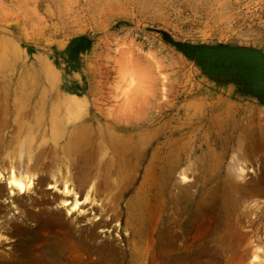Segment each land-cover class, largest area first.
<instances>
[{"label":"rangeland","instance_id":"1","mask_svg":"<svg viewBox=\"0 0 264 264\" xmlns=\"http://www.w3.org/2000/svg\"><path fill=\"white\" fill-rule=\"evenodd\" d=\"M0 120L67 201L5 196L0 264H264V0H0ZM56 129L114 173L64 194Z\"/></svg>","mask_w":264,"mask_h":264},{"label":"bare ground","instance_id":"2","mask_svg":"<svg viewBox=\"0 0 264 264\" xmlns=\"http://www.w3.org/2000/svg\"><path fill=\"white\" fill-rule=\"evenodd\" d=\"M248 60L250 62L254 63L256 66H259V64H261L260 59H258L256 57H248ZM28 109H29V107H28ZM18 110L20 111V109H18ZM4 111H6V109H4ZM4 114L10 115L9 112H5ZM66 114H68V113H66ZM6 115H4V116H6ZM114 127H116V126H114ZM55 128H56V126H55ZM6 131H8L10 133H13V132L14 133L10 137H8L5 133ZM36 132H43V131L40 128H38L36 130H32V129L28 128V126L16 127L15 122L14 123L13 122L7 123V122L0 120V177L1 176H2V178L5 177V179L7 180V183H8L7 184L8 186L4 187V188L1 187V185H0V202L4 201L3 198L5 196H10L8 198H12L11 202H13V205L16 206V209L20 208V205L16 204L17 202H25L26 206L32 205L33 202H53V203L67 202L66 200L61 199V196H56V197L49 196V194L46 193L45 186H49V189H52V188L57 187V186L54 185V187H52L50 185L49 176L41 174L40 170H38V169H37V173L35 171L37 164H45L46 159H48V157L44 156V155L42 157H39V156H41L42 152H38V151L41 148L51 146V144H49L47 141L38 142L39 140H42V139L38 138L35 135ZM93 132H94V130H93ZM65 136H68L69 140H62V141H64V144L60 145V147L56 151V154L58 156V158H57L58 162L55 164L56 167L52 171L53 180L51 181V182H54V184H57L59 182L63 183V185H64L63 193L64 194H69L70 192H72L69 189V187H67V184L70 181V178L67 177V175L71 174L72 170L74 171V168L77 172V176L84 172V175H86V176H84L85 181H89L90 179L97 177L98 174L101 172L102 165L103 164L105 165V162H107L106 164H108V166H109L108 168H106V171L108 170L109 174L114 173V170H115V168H114L115 162H113L114 156H112L111 158H108V159L105 158V155H101V157H99L100 154L93 152L92 151L93 149H91L86 144L81 145L80 148H78V149L75 148V146L78 142V137H74V132L67 133L66 131H63V130H57L56 133L54 134V137H53V141H54L53 144L55 145V147L60 144L59 140H61ZM136 136H138V135H136ZM133 141H135V140H133ZM86 143H88V142H86ZM122 148H123V146H122ZM75 151H78V155L79 154L82 155V157H81V160L83 162L81 164V166H83L82 170H80V166H79V164L81 163V160L79 157H77L76 160L79 159L80 161L77 162L75 160V162H74L75 166L73 167V169L71 167H69V165H68V163L71 161L72 156L74 155L72 152H75ZM87 151H89V154L92 155V163H86V161L84 160L83 155H85V153ZM110 152H112V151H110ZM97 154H98V157H97ZM108 154H109V152H108ZM110 154H112V153H110ZM18 165L21 168L18 167ZM63 166H66V169H67L66 175H65V173L63 174V170H62ZM119 167H120V165H119ZM5 172H6V174H8V177H6L4 175ZM2 178L0 180H2ZM109 182H111V181H109ZM32 193L36 195L35 198L33 195H31ZM27 202H31V203L29 204ZM75 202H76V206H77L78 200ZM6 217H7L6 215L0 216V220L3 218H6ZM7 229L8 228L5 227V224L3 226L0 225V236L1 237H3V230H7Z\"/></svg>","mask_w":264,"mask_h":264}]
</instances>
